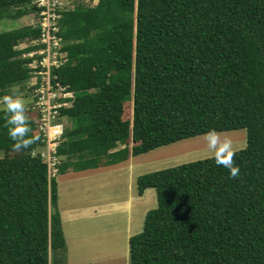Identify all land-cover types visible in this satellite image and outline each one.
<instances>
[{"label":"trees","instance_id":"obj_1","mask_svg":"<svg viewBox=\"0 0 264 264\" xmlns=\"http://www.w3.org/2000/svg\"><path fill=\"white\" fill-rule=\"evenodd\" d=\"M74 1L57 8L54 31L50 81L73 96L57 98L59 119L70 122L53 175L36 91L46 84L45 7L0 0V21L38 19L0 32V97L32 92L26 148H13L0 107V264H68L57 175L236 129L246 130L247 145L234 150L235 177L215 155L138 176L139 194L155 188L158 205L131 236L130 260L264 264V0ZM35 72L44 73L29 84Z\"/></svg>","mask_w":264,"mask_h":264},{"label":"rangeland","instance_id":"obj_2","mask_svg":"<svg viewBox=\"0 0 264 264\" xmlns=\"http://www.w3.org/2000/svg\"><path fill=\"white\" fill-rule=\"evenodd\" d=\"M56 3L60 8H72L76 4L74 0H56ZM92 3H97V0ZM40 15L42 17L41 13ZM37 20V17L31 14L18 19L2 20L0 21V32L30 23L34 24ZM34 42L38 41L34 40ZM27 44L22 43L18 47H25ZM55 49L53 47L52 51L56 55ZM32 54L34 52L30 53V55ZM41 63H45V60ZM38 64L35 60L32 66L35 67ZM43 73L37 74L35 72L29 84L35 85L39 80V75H43ZM16 95L24 99L27 107L32 105V92L27 88L21 89L20 93ZM1 106H3L2 100H0ZM130 107H132L131 104L126 107V116L130 114ZM65 122L67 125L70 121L66 119ZM214 133L220 141L225 138L230 139L233 151L247 145V132L245 129ZM208 134L193 136L141 155L131 156L125 162L102 165L99 170H81L78 171L81 172L79 175L76 172L57 175L59 208L63 228L68 238L66 250L68 264H132L130 260V238L143 230L147 212L158 205L155 188H148L142 195L139 194L137 189L138 176L150 171L215 155V152L208 146ZM50 147L52 146L48 144L45 147H40V149L46 153ZM1 155H3L2 150H0ZM59 159L61 158H58L57 163ZM51 172L53 175L57 174L56 167L52 166ZM131 194L133 197L136 196L137 199L141 198L134 207L130 202L132 200ZM128 199L131 200L128 201ZM93 204L96 207H93L95 212L91 211V205ZM130 212L132 213V221L128 225L126 215L129 216ZM117 227L123 230H118ZM128 228L129 237L126 235V229ZM104 238L106 240H103ZM116 239H119L120 242ZM98 254L101 256L96 257Z\"/></svg>","mask_w":264,"mask_h":264},{"label":"built area","instance_id":"obj_3","mask_svg":"<svg viewBox=\"0 0 264 264\" xmlns=\"http://www.w3.org/2000/svg\"><path fill=\"white\" fill-rule=\"evenodd\" d=\"M39 3L40 5H44L46 7V9L41 12L43 19L46 20V22H44V20L42 21V40L47 43V55L42 60V62L45 60L43 65L47 66L46 77L48 79L46 78V84H43L37 89V92L41 93L39 100L37 101V106L42 112L40 116L41 128L46 134L47 143L52 146L46 153L43 154V156L44 159L49 163L50 169H52V166L56 167L57 164L58 157L55 155V152L63 137L65 128L64 123L59 119L58 110V107L64 103L57 101V98L60 95L70 96V92L63 91V94H61L62 91L59 92L58 90L54 89L50 81V66L53 63H57L56 60H53L54 57L57 56V52L55 55L52 51L53 47L56 48L58 44V38L54 32L58 29L57 23L55 22L56 17H58V14L55 11L57 5L56 0H41Z\"/></svg>","mask_w":264,"mask_h":264},{"label":"clouds","instance_id":"obj_4","mask_svg":"<svg viewBox=\"0 0 264 264\" xmlns=\"http://www.w3.org/2000/svg\"><path fill=\"white\" fill-rule=\"evenodd\" d=\"M37 1L39 3L41 0H37ZM41 6L45 7L44 5ZM59 7L60 6L57 4L55 10L56 13L58 14V17L60 14L57 12V8ZM44 9H46V7L43 8L42 11ZM58 17H56V23ZM57 45H59V38ZM55 51L57 52L56 49ZM12 92L13 93L17 92L16 86L12 87ZM68 92L72 93V95L70 96H73L72 91H68ZM0 100H2L7 113L10 114L7 117V125L9 126L8 127L9 135L15 141V143L13 144V148L16 150H21L22 148H26L32 142V140L30 137L27 136V133L30 131V127L27 123L28 117L26 114L24 99L19 95L5 94L3 97H0ZM66 104H68V102H66ZM62 122L64 123V125H66L64 121ZM207 140H208L209 148L215 152L216 164L223 165L225 168H228L230 170V175L235 177L239 173V165H236L234 163V159H233L234 151H233L232 141L227 138H225L223 141H220L214 132H210L208 134Z\"/></svg>","mask_w":264,"mask_h":264},{"label":"crops","instance_id":"obj_5","mask_svg":"<svg viewBox=\"0 0 264 264\" xmlns=\"http://www.w3.org/2000/svg\"><path fill=\"white\" fill-rule=\"evenodd\" d=\"M131 195H132V194H131ZM130 200H131V199H130ZM130 200L128 199V201H130ZM140 200H141V198H138V199H137L136 196L133 197V195H132V200H131L130 202H131V204H132L133 207H134V205H135L137 202H139ZM132 205H131V206H132ZM91 206H92V207H91L92 210H91V209H90V210H91L92 212H95V211H93V207H95V204H93V205H91ZM98 206H99V205H98ZM98 206H97V207H98ZM95 208H96V207H95ZM77 210H78V208H77ZM91 211H90V212H91ZM92 212H91V213H92ZM130 213H131V212H130ZM63 214H64V212H63ZM126 217H127V219H128V225H129L130 222L132 221V219H131V218H132V213H131L129 216L126 215ZM116 229H118V230H123V229H121V228H119V227H117ZM64 231H65V230H64ZM112 232H113V231H112ZM112 232H111V233H112ZM111 233H110V234H111ZM65 235H66V233H65ZM126 235H127V237L130 236V234H129V228L126 229ZM118 238H119V237H118ZM66 240H68L67 235H66ZM103 240H106V239L104 238ZM116 241L120 242L119 239H116ZM129 247H130V241H129ZM96 252H100V251H96ZM99 255H100V254H98L97 256H96V255H94V256L99 257ZM94 256H93V257H94ZM100 256H101V255H100Z\"/></svg>","mask_w":264,"mask_h":264}]
</instances>
